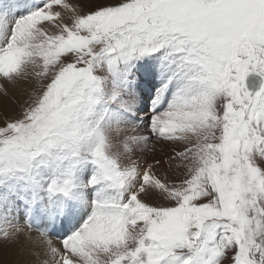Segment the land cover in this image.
I'll use <instances>...</instances> for the list:
<instances>
[{
	"label": "snow or ice",
	"instance_id": "obj_1",
	"mask_svg": "<svg viewBox=\"0 0 264 264\" xmlns=\"http://www.w3.org/2000/svg\"><path fill=\"white\" fill-rule=\"evenodd\" d=\"M250 73L264 77V0H0V94L35 89L0 112V248L27 264H264Z\"/></svg>",
	"mask_w": 264,
	"mask_h": 264
},
{
	"label": "rangeland",
	"instance_id": "obj_2",
	"mask_svg": "<svg viewBox=\"0 0 264 264\" xmlns=\"http://www.w3.org/2000/svg\"><path fill=\"white\" fill-rule=\"evenodd\" d=\"M6 86L8 88L9 96L5 97L0 94V112L8 111L10 113H18L21 110V106L30 99V94L35 91L34 81H21L16 85L7 84ZM13 101L15 102L13 103ZM161 155H163V153L157 154V158H160ZM146 158L151 160L152 155L147 154ZM176 163L178 162L173 163L171 169H168L167 166H165L164 168L159 169V171L161 173L167 172L170 178H174L177 173H182L184 171L183 169H178ZM17 246L20 247L19 245ZM17 246L16 249H14L12 245L4 244L2 248H0V264H21L19 263L21 251L17 249Z\"/></svg>",
	"mask_w": 264,
	"mask_h": 264
},
{
	"label": "bare ground",
	"instance_id": "obj_3",
	"mask_svg": "<svg viewBox=\"0 0 264 264\" xmlns=\"http://www.w3.org/2000/svg\"><path fill=\"white\" fill-rule=\"evenodd\" d=\"M37 2H38V1H37ZM54 239H55V238H54ZM17 245H19L20 247H18ZM16 246H17V249L21 251L20 256H19V257H21V258L19 259V263H21V264H27V262H29V261L35 259L34 257H32V256L30 255V253H29V251H28L27 248H23V247H21L20 244L12 245V247H13L14 249H16ZM18 252H19V251H18Z\"/></svg>",
	"mask_w": 264,
	"mask_h": 264
}]
</instances>
